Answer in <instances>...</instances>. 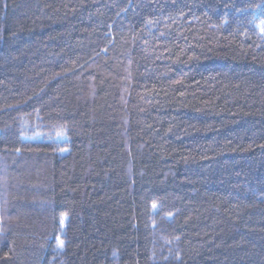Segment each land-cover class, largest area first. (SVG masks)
<instances>
[{"label": "trees", "instance_id": "obj_1", "mask_svg": "<svg viewBox=\"0 0 264 264\" xmlns=\"http://www.w3.org/2000/svg\"><path fill=\"white\" fill-rule=\"evenodd\" d=\"M0 264H264V0H0Z\"/></svg>", "mask_w": 264, "mask_h": 264}]
</instances>
